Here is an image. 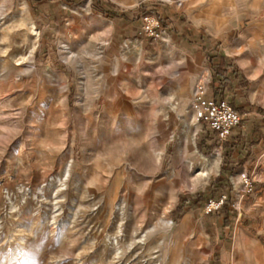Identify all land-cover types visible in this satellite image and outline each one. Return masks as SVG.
Wrapping results in <instances>:
<instances>
[{
	"label": "rangeland",
	"instance_id": "obj_1",
	"mask_svg": "<svg viewBox=\"0 0 264 264\" xmlns=\"http://www.w3.org/2000/svg\"><path fill=\"white\" fill-rule=\"evenodd\" d=\"M209 73L225 147L191 104ZM261 115L264 0H0V264H264V181L231 156Z\"/></svg>",
	"mask_w": 264,
	"mask_h": 264
},
{
	"label": "built area",
	"instance_id": "obj_2",
	"mask_svg": "<svg viewBox=\"0 0 264 264\" xmlns=\"http://www.w3.org/2000/svg\"><path fill=\"white\" fill-rule=\"evenodd\" d=\"M206 79L202 84L196 86V93L192 97V107L196 121L204 124L211 136L219 143L220 147L227 141L233 128L240 121V114L226 99L216 98L215 96H204L206 88L203 84L208 83ZM240 177H251L247 170L240 173ZM225 196L222 195L218 200L211 201L207 206L210 211L223 202Z\"/></svg>",
	"mask_w": 264,
	"mask_h": 264
},
{
	"label": "crops",
	"instance_id": "obj_3",
	"mask_svg": "<svg viewBox=\"0 0 264 264\" xmlns=\"http://www.w3.org/2000/svg\"><path fill=\"white\" fill-rule=\"evenodd\" d=\"M209 83L211 82V74L208 75ZM210 85V84H209ZM259 114V113H256ZM261 117H264L261 115ZM256 129L249 130L248 128L238 132L239 142L237 139H232L233 151L231 156L233 159L240 160V168L247 170L251 177H256L260 182L264 181V120L258 122ZM253 142H249L252 140ZM246 142H242V140ZM250 140V141H251ZM236 149V150H235ZM234 177V176H233ZM235 177H238L235 175Z\"/></svg>",
	"mask_w": 264,
	"mask_h": 264
},
{
	"label": "bare ground",
	"instance_id": "obj_4",
	"mask_svg": "<svg viewBox=\"0 0 264 264\" xmlns=\"http://www.w3.org/2000/svg\"><path fill=\"white\" fill-rule=\"evenodd\" d=\"M78 65H79V68L81 69V67H80L81 64H78ZM112 72H115V67L113 68ZM195 93H196V89L193 91V94H195ZM218 161H219V152L215 151L214 155L212 156L211 162H212V164H216V163H218ZM68 173H69V165L66 167V169L64 171V176H63L64 179L68 176ZM202 175H205V172H203ZM39 190H40V192H42V188H39ZM163 224L168 226L167 220ZM181 229H183V226H181ZM154 230H155L154 227H151L149 229L143 230L142 233L140 234V237L137 239V243L144 244L143 242L147 238L148 233H152ZM164 245H165V240H164L163 236L156 242V245H154V244L149 245L148 249L146 251L148 253V258L150 260L153 259V258H156V256L152 255V253L161 250V248H163ZM164 257L166 258L165 264H174L175 263V255L173 254V252L171 250H169V249L167 250L165 248L164 249Z\"/></svg>",
	"mask_w": 264,
	"mask_h": 264
},
{
	"label": "trees",
	"instance_id": "obj_5",
	"mask_svg": "<svg viewBox=\"0 0 264 264\" xmlns=\"http://www.w3.org/2000/svg\"><path fill=\"white\" fill-rule=\"evenodd\" d=\"M213 57H215V56L213 55ZM210 58H212V57H210ZM222 59H224V60H218L215 63L212 62V59L209 60L210 68H211L212 73H213V81L217 85L216 86V92L220 91L222 86L225 83L229 82L228 72L230 69L233 68V65L230 61L226 60L225 58H222ZM232 73H233L234 78L239 77V73L236 71V69H234V71ZM214 96L218 99L222 98L219 94H214ZM225 146H226V144L224 142L222 144V147H225ZM231 150H233V146H232ZM224 205H225V203H224Z\"/></svg>",
	"mask_w": 264,
	"mask_h": 264
}]
</instances>
